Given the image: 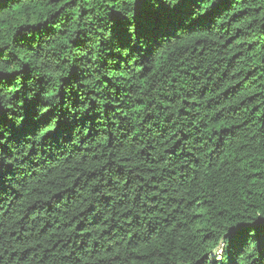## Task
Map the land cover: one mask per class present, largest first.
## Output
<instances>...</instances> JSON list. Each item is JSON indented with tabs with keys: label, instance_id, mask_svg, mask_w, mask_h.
<instances>
[{
	"label": "trees",
	"instance_id": "trees-1",
	"mask_svg": "<svg viewBox=\"0 0 264 264\" xmlns=\"http://www.w3.org/2000/svg\"><path fill=\"white\" fill-rule=\"evenodd\" d=\"M0 264H264V0H0Z\"/></svg>",
	"mask_w": 264,
	"mask_h": 264
},
{
	"label": "rangeland",
	"instance_id": "rangeland-1",
	"mask_svg": "<svg viewBox=\"0 0 264 264\" xmlns=\"http://www.w3.org/2000/svg\"><path fill=\"white\" fill-rule=\"evenodd\" d=\"M218 259V258H217Z\"/></svg>",
	"mask_w": 264,
	"mask_h": 264
}]
</instances>
